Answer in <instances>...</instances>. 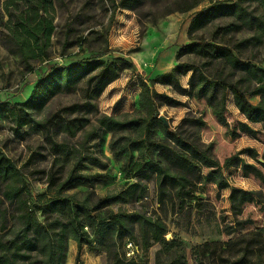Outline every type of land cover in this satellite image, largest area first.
Returning <instances> with one entry per match:
<instances>
[{"label":"rangeland","instance_id":"obj_1","mask_svg":"<svg viewBox=\"0 0 264 264\" xmlns=\"http://www.w3.org/2000/svg\"><path fill=\"white\" fill-rule=\"evenodd\" d=\"M123 1L0 0V102H25L46 71L72 65L109 48L116 51L103 59L117 60L123 68L120 76L96 99L98 112L92 110L86 115L90 122L75 135L62 130L58 124L62 120L84 116V112L69 114L67 108L88 100L86 82L76 92L57 94L42 107L38 106L40 100L36 101L32 115L40 121L51 119V123L40 130L35 124L28 123L17 131L11 116H0V147L26 175L34 194L47 189L52 175L61 182L71 172L81 179L66 194L78 193L80 198H85L90 193L92 202L124 190L130 183L139 184L126 202L115 203L97 212L102 216L117 214L123 225L108 219L97 233L92 232L95 242L81 248L71 239L65 264H156L164 244L172 241L174 248L163 252L165 263L176 256L175 247L179 244L185 264H196V248L209 250L204 259L206 264H223L235 253L229 248L231 245L264 229V180L254 174L245 176L241 164L225 165L227 158L237 155L264 171L263 125L246 118L237 107L231 90H227L225 122H221L214 106L192 91L189 83L192 71L180 76L178 86L159 82L157 78L179 63L188 62L201 66L209 78H222L233 84L240 79L239 72L235 73L218 61L206 66L205 62L210 61L207 58L180 56V49L193 38L203 37L208 41L227 42L240 54L235 44L251 36L253 31L245 28L238 33L216 37L218 26L231 21L221 17L206 28L191 32V23L201 9L238 0H142L134 7L130 2L122 5ZM197 1L196 6L184 10ZM245 5L256 13L261 12L255 2L249 1ZM37 12L51 19L55 30L48 57L31 58L27 63L20 52L18 38L14 37V29L20 19L27 16L32 19ZM242 54L264 67V44L250 47ZM242 86L246 89V84ZM147 88L158 93L156 104L163 121L218 160L230 187L221 189L212 182H198L189 206L180 210L178 205L159 201L153 173L139 174L143 167L142 152L116 155L111 143L126 134H105L97 118L101 115L118 118L147 116L148 107L143 96ZM218 95L221 96V91ZM249 99L255 104L260 101L259 96L249 95ZM242 122L255 129L257 135L243 133L240 129ZM234 132H238L237 135ZM127 135L136 136L133 132ZM155 138L173 145L159 128ZM61 143L69 146L68 159L56 145ZM207 171L208 168L203 169V173ZM232 187L243 188L254 197L237 217L231 210ZM53 188L57 190L55 186ZM136 213L150 220L159 218L167 225L162 242L144 245L140 222L133 215ZM237 219L250 220V223L240 229ZM129 243L133 244L132 249L128 248Z\"/></svg>","mask_w":264,"mask_h":264},{"label":"trees","instance_id":"obj_2","mask_svg":"<svg viewBox=\"0 0 264 264\" xmlns=\"http://www.w3.org/2000/svg\"><path fill=\"white\" fill-rule=\"evenodd\" d=\"M141 1L124 0L122 5L125 6L130 2L134 7ZM249 1L257 3L261 12L250 10L245 5ZM198 3L197 1L184 10L191 9ZM221 17H227L231 21L218 26L216 37L238 33L245 28L253 31L251 36L242 38L235 44L240 54L227 42L208 41L198 37L185 44L180 49L179 55H195L210 59L205 62L206 66L215 61L223 63L235 73L239 72L240 79L237 82L231 84L226 79L209 78L204 74L201 66L188 62L179 63L170 72L159 76L157 80L178 86L180 76L192 71L189 82L192 91L197 97L205 98L214 106L221 122H225L227 90H231L239 110L249 121L261 123L264 129V67L242 56L246 49L264 44V0H238L205 7L193 19L191 32L204 29ZM54 30L52 20L47 16H40L38 12L32 19L27 16L18 21L14 29V37L18 38L20 52L27 63L31 58L48 57L47 51ZM114 51L116 50L109 48L72 65L59 66L46 71L27 101L14 104L0 102V116H11L17 131L28 123L35 124L40 130L47 127L51 119L40 121L32 115L36 101L40 100L38 106L42 107L57 94L76 92L80 85L86 82L88 100L83 104L77 103L67 108L69 114L84 112V116L62 120L63 122L60 121L58 124L62 130L75 135L90 122V118L86 115L92 110L98 112L96 99L120 76L123 68L119 66L118 61L103 59L105 55ZM242 84H246V89ZM249 95L259 96L260 101L256 104L251 102ZM143 96L148 107L147 116L118 118L101 115L97 121L105 134L112 133L113 136L126 134L111 143V149L117 156L134 151L143 153V167L139 169V174L145 175L150 171L156 176L159 201L171 202L182 210L192 201L198 182H212L221 189L230 187L223 166L218 160L213 159L206 151L171 129L162 120L156 104L158 93L147 88ZM158 128L169 141L173 142L172 146L155 138ZM240 129L243 133L257 135V131L248 123L242 122ZM130 132L135 133L136 136L129 137L127 133ZM237 133L234 132L235 135ZM56 145L68 159L69 146L63 143ZM236 164H241L245 176L254 174L264 180L262 169L245 162L239 156L234 155L225 160L227 166ZM204 168H208L207 173H203ZM78 179H81V176H77L74 172L69 173L61 182L52 175L47 189L34 194L32 184L26 175L0 147V264H65L71 239L81 248L83 245H92L95 242L92 232L97 233L101 225L108 223V219L123 225L119 215L102 216L97 212L115 203L126 202L139 184L130 183L126 189L92 202L90 193H87L85 198H80L78 193L66 194ZM53 186L57 190H53ZM229 198L231 210L236 217L242 214L247 203L254 200L251 192L239 187H232ZM133 215L140 222V232L146 247L163 241L167 225L161 219L150 220L139 213ZM236 223L241 227L240 229H243L250 220L237 219ZM173 244V241L164 244V249L158 253L156 264H185L183 249L179 244L175 247L176 256L170 257L171 260L165 263L163 252L173 249ZM229 248H233L235 253L223 264H264V229L253 232L249 237L240 238ZM207 252L208 249H194L196 264H206L204 259L207 258Z\"/></svg>","mask_w":264,"mask_h":264},{"label":"built area","instance_id":"obj_3","mask_svg":"<svg viewBox=\"0 0 264 264\" xmlns=\"http://www.w3.org/2000/svg\"><path fill=\"white\" fill-rule=\"evenodd\" d=\"M133 246V244L132 243H129L128 244V248H131ZM132 249V248H131ZM129 255H131V253H128Z\"/></svg>","mask_w":264,"mask_h":264},{"label":"water","instance_id":"obj_4","mask_svg":"<svg viewBox=\"0 0 264 264\" xmlns=\"http://www.w3.org/2000/svg\"><path fill=\"white\" fill-rule=\"evenodd\" d=\"M162 118V120H164V118L163 117H161ZM165 121V120H164Z\"/></svg>","mask_w":264,"mask_h":264}]
</instances>
